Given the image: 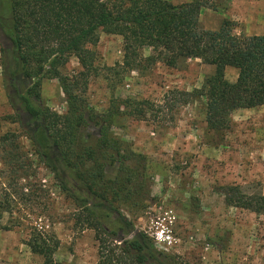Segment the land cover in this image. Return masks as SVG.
I'll return each instance as SVG.
<instances>
[{"label":"rangeland","instance_id":"1","mask_svg":"<svg viewBox=\"0 0 264 264\" xmlns=\"http://www.w3.org/2000/svg\"><path fill=\"white\" fill-rule=\"evenodd\" d=\"M226 20L234 23L238 36L263 35L264 0H231L225 11L204 10L200 26L216 31ZM98 37L96 44L87 46L90 70L72 55L60 71L86 101L88 113L112 114L114 136L126 151L146 158L145 194L140 202L120 204L125 217L153 241L156 223L169 226L174 244L154 243L180 264H264V214L227 203L234 195L231 189L264 196V106L235 111L228 129L211 130L203 103L183 94L202 88L214 67L185 60L169 68L143 59L128 68L123 37L105 31ZM4 46L0 36V138L8 133L18 138L0 143V202L10 195L13 207L10 212L0 204V264H43L44 258L28 245L35 230L59 240L57 264H101L95 231L75 226L74 203L36 154L29 138L36 124L11 104L3 84ZM150 54L149 49L141 52L143 58ZM225 75L236 82L238 71L228 68ZM31 84L18 80L20 89ZM38 102L60 115V130L68 138L67 98L60 81L44 80ZM82 134L84 147L99 148L93 122ZM118 169L110 166L107 174L115 177ZM117 227L111 225L110 230ZM134 237L120 233L116 243Z\"/></svg>","mask_w":264,"mask_h":264},{"label":"trees","instance_id":"2","mask_svg":"<svg viewBox=\"0 0 264 264\" xmlns=\"http://www.w3.org/2000/svg\"><path fill=\"white\" fill-rule=\"evenodd\" d=\"M231 0H192L174 5L167 0H0V36L3 84L13 107L25 112L36 124L29 134L36 154L64 194L74 203L75 226L96 233L101 264H180L157 249L154 241L123 214L121 205L140 202L146 188L143 158L126 151L112 133V114L88 113L86 101L78 95L61 67L76 56L84 69L92 67L88 45L99 41V31L123 37L125 66L137 67L141 60L177 68L185 60H201L214 67L202 88L183 94L202 102L207 127L228 129L235 111L264 106V34L238 36L234 23L224 21L216 31L202 29L204 10L225 11ZM151 54L143 58L141 52ZM227 68L238 71L236 82L226 79ZM32 84L20 89L19 78ZM60 81L67 98L66 122L69 135L60 130L61 117L39 104L44 80ZM99 130L98 149L84 147L83 131L91 123ZM18 136L5 134L0 143ZM84 147V148H83ZM80 148V149H79ZM118 166L115 177L107 168ZM227 203L264 214V196H247L236 189ZM1 205L11 212L12 200L6 195ZM121 204V205H120ZM116 218V219H114ZM111 225H118L110 230ZM28 241L43 264H57L54 256L60 242L54 236L35 230ZM121 234L135 237L121 244Z\"/></svg>","mask_w":264,"mask_h":264},{"label":"built area","instance_id":"3","mask_svg":"<svg viewBox=\"0 0 264 264\" xmlns=\"http://www.w3.org/2000/svg\"><path fill=\"white\" fill-rule=\"evenodd\" d=\"M151 237L154 241H156V243L165 247H171L175 242L172 229H170L166 224L156 223Z\"/></svg>","mask_w":264,"mask_h":264},{"label":"crops","instance_id":"4","mask_svg":"<svg viewBox=\"0 0 264 264\" xmlns=\"http://www.w3.org/2000/svg\"><path fill=\"white\" fill-rule=\"evenodd\" d=\"M228 69V68H227ZM229 69H233V68H229Z\"/></svg>","mask_w":264,"mask_h":264}]
</instances>
